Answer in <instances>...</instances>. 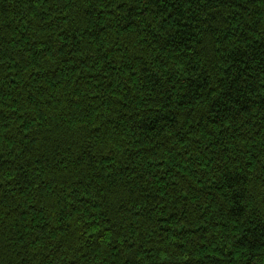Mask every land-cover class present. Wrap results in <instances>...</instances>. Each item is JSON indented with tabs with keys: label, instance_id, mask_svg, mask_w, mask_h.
Wrapping results in <instances>:
<instances>
[{
	"label": "trees",
	"instance_id": "obj_1",
	"mask_svg": "<svg viewBox=\"0 0 264 264\" xmlns=\"http://www.w3.org/2000/svg\"><path fill=\"white\" fill-rule=\"evenodd\" d=\"M0 264H264V0H0Z\"/></svg>",
	"mask_w": 264,
	"mask_h": 264
}]
</instances>
